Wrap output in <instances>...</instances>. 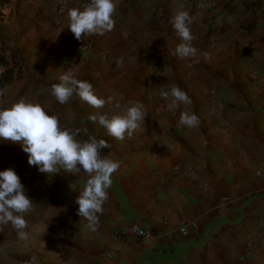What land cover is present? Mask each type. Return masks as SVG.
I'll return each mask as SVG.
<instances>
[{
  "label": "crops",
  "instance_id": "0c3cea01",
  "mask_svg": "<svg viewBox=\"0 0 264 264\" xmlns=\"http://www.w3.org/2000/svg\"><path fill=\"white\" fill-rule=\"evenodd\" d=\"M87 3L15 0L13 36L9 27L0 35L24 69L0 107L22 98L40 103L62 127H86L104 139L110 148L101 155L120 168L92 230L75 203L88 176L41 173L20 143L0 139V171L33 172L22 184L34 204L25 216L27 240L11 225L0 230V264L33 256L38 264H264V0H231L215 11L207 0H115L113 29L78 41L65 28L66 11ZM180 10L192 18L197 56L190 61L171 55L181 41L170 20ZM70 51L69 63L58 60ZM73 66L111 103L97 110L75 93L58 103L50 86ZM160 85H178L191 103L169 110ZM137 101L147 118L122 141L88 120L97 111L123 115ZM181 111L195 114L198 125L179 126ZM136 222L148 236L127 232Z\"/></svg>",
  "mask_w": 264,
  "mask_h": 264
},
{
  "label": "clouds",
  "instance_id": "9594fccd",
  "mask_svg": "<svg viewBox=\"0 0 264 264\" xmlns=\"http://www.w3.org/2000/svg\"><path fill=\"white\" fill-rule=\"evenodd\" d=\"M116 9L115 0H89L83 10L69 8L66 11L67 26L79 41L86 36L103 35L111 31L115 25L112 18ZM170 23L180 43L172 50L174 57L190 61L197 56L193 46L195 39L190 25L192 18L187 11H177ZM205 59H209L207 53ZM75 66V65H74ZM74 66L63 72L58 83L50 86V95L58 103L66 104L75 93L94 109H102L111 98L98 97L93 85L78 79ZM191 67V63L187 64ZM160 85V95L169 101V110L179 109L181 105L191 103L190 97L178 85H172L169 90ZM147 118L145 106L135 102L127 108L123 115L102 114L97 111L88 117L93 123L105 128L109 136L124 140L125 135L131 136ZM199 118L195 114L181 111L178 125L195 128ZM83 132L86 140L77 139ZM0 139L20 143L22 150L28 154L27 163L38 167L39 172L49 175L63 173L88 176L84 188L75 201L78 205V215L87 221V226L95 230L99 223V215L108 199V189L112 185V176L120 168V162L109 155H101V150L110 148L104 139H97L89 134V130L67 129L61 126L59 118L49 115L45 107L38 102L24 98L12 103L9 107H0ZM32 200L26 195V190L16 172L9 168L0 171V230L11 225L19 240H27L29 233L25 216L33 209ZM24 264H38L35 256Z\"/></svg>",
  "mask_w": 264,
  "mask_h": 264
},
{
  "label": "trees",
  "instance_id": "16d2710c",
  "mask_svg": "<svg viewBox=\"0 0 264 264\" xmlns=\"http://www.w3.org/2000/svg\"><path fill=\"white\" fill-rule=\"evenodd\" d=\"M15 0H0V18L9 20L13 13ZM0 37V100L4 98L8 86L18 77L22 70L17 52L4 45ZM5 47H4V46Z\"/></svg>",
  "mask_w": 264,
  "mask_h": 264
},
{
  "label": "built area",
  "instance_id": "2783aa9c",
  "mask_svg": "<svg viewBox=\"0 0 264 264\" xmlns=\"http://www.w3.org/2000/svg\"><path fill=\"white\" fill-rule=\"evenodd\" d=\"M73 1L77 2V0H73ZM230 3H231V0H207V5H208L210 11L217 10L221 5L224 7L228 5V7H229ZM88 46H89V43L81 44L77 47V49L79 51H85L88 49ZM72 52H74V51H70V52L66 53L65 55L60 57L58 60L62 63H69L72 59ZM17 175L20 177L21 183L26 182V181H31L33 179V172H30L27 170H21ZM192 227L196 228V225L192 224ZM127 232L129 234L135 235L136 237H139V238H143V237H146L149 235L148 229L141 226L138 222L132 223L129 226V229ZM127 232H121L122 235H120V238L124 239L125 234ZM181 232L187 234V227L182 228ZM254 245H255V243L248 242L245 245L246 251H251V249L254 247Z\"/></svg>",
  "mask_w": 264,
  "mask_h": 264
},
{
  "label": "rangeland",
  "instance_id": "374dc122",
  "mask_svg": "<svg viewBox=\"0 0 264 264\" xmlns=\"http://www.w3.org/2000/svg\"><path fill=\"white\" fill-rule=\"evenodd\" d=\"M2 21H4V20H2L1 18H0V30H3L5 27H9L10 29H5V32H6V34H7V36H9V37H12L13 36V33H14V30H13V24H12V22H8V20H6L5 22L6 23H2ZM0 37L3 39V41L5 42L4 43V45L5 46H7V47H9L10 49H12L13 51H15V52H17L16 50H14L9 44H8V41L2 36V35H0ZM3 45V46H4ZM4 46V47H5ZM17 54H18V58H19V62L22 64V67H23V69H24V65H23V62H22V60H21V56H20V54L17 52ZM17 78V77H16ZM15 78V79H16Z\"/></svg>",
  "mask_w": 264,
  "mask_h": 264
}]
</instances>
